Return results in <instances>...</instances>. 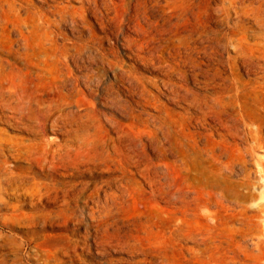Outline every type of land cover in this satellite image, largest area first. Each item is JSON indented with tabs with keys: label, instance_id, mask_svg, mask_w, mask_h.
I'll return each mask as SVG.
<instances>
[{
	"label": "rangeland",
	"instance_id": "374dc122",
	"mask_svg": "<svg viewBox=\"0 0 264 264\" xmlns=\"http://www.w3.org/2000/svg\"><path fill=\"white\" fill-rule=\"evenodd\" d=\"M255 1L246 7L252 15H260L254 19H236L231 13L230 19L222 20V0H111L109 17L125 19L132 28L141 26L153 32L162 29L174 43L194 31L204 30L207 38L215 37L217 32L220 37L232 39L243 34L245 46L250 47L244 50L246 54L259 55L262 60L264 0ZM49 5L52 3L42 0L26 1L33 24L38 27L32 35L46 34V25L39 23L47 19L44 11ZM87 19L95 47L120 64L138 68L127 48L114 40L112 29H101L90 15ZM61 30L67 40H75L77 34L70 28L63 26ZM127 34L136 35L128 30ZM82 35L83 39L88 36L86 32ZM105 35L111 40L96 41ZM2 37L0 33V43L4 41ZM242 46L237 43L236 49L219 48L217 53L226 61L236 57ZM4 59L0 56V60ZM98 64L91 67L104 69L105 78L114 82L106 67ZM2 69L4 84L16 79L17 73ZM138 71L141 76L155 79L148 72ZM219 76V86L203 87L208 79L202 76L196 84L190 82L189 88L203 93L206 87L204 94L211 97L217 93L219 102L230 107V120L222 122L231 124L230 128L220 126L217 119H209L205 127L193 122L169 136L152 134L141 121L146 112L143 106L135 107L142 113L140 120L129 119L95 96L89 97L94 105L86 111L89 130L79 133L77 143L71 144L69 136L45 132V138L59 145L51 146L52 150L63 148L54 160L46 159L48 168L36 164L30 170L27 162L10 159L6 164L8 171L24 172L30 180L31 195L15 197L0 181V203L7 207L1 214L13 213L26 222L5 228L8 241L5 251L0 250V264H16V243L23 242V251L27 252V240L32 236L44 252L62 254L60 260L69 261L73 254V264H116L119 259L131 264L145 258L151 260L150 264H264V71L240 65L231 71L221 69ZM116 90L126 99L121 87L116 86ZM147 90L151 96L155 94L151 88ZM165 99L160 97L164 104ZM167 105L169 120L182 123L184 111ZM191 113L197 115L195 111ZM7 126L0 124L2 134L33 142L25 131ZM169 143L175 149H168ZM184 143H195L196 149L184 148ZM51 164L56 169L49 168ZM208 170L221 173L248 199L209 187L204 175ZM85 233L88 240L78 243ZM95 239L100 246L96 247Z\"/></svg>",
	"mask_w": 264,
	"mask_h": 264
},
{
	"label": "bare ground",
	"instance_id": "6f19581e",
	"mask_svg": "<svg viewBox=\"0 0 264 264\" xmlns=\"http://www.w3.org/2000/svg\"><path fill=\"white\" fill-rule=\"evenodd\" d=\"M26 1L28 0H0V33L3 34L4 39L3 43H0V56L5 57L4 60H0V124L18 127L34 139L33 142L26 143L12 136V138L8 137L9 135L2 134L0 130V181L9 187L8 193L15 197L31 195L30 180L24 172L20 174L9 172L6 167L7 162L10 159L25 161L30 170H33L36 164L43 169L48 168L49 163L46 159L52 157L54 160L63 148L52 150L51 146L59 145L53 139L45 138V132L50 130L55 135L69 136L71 144L77 143L80 138L79 133H87L89 130L86 111L94 105L89 97H99L129 119L140 120L142 113L135 107L143 106L146 112L145 118L141 121L152 134L169 136L172 131L181 130L183 126L190 127L193 122L205 127L206 120L209 119L214 121L217 119L220 126L230 128L231 124L222 123L228 122L231 118L227 113L229 105H222L216 92V96L211 97L204 94L206 87L203 88L202 93L189 88V83L196 84L199 77L205 76L208 81L203 83V87L207 84L219 86L221 69L231 71L240 65L251 69L256 67L259 72L264 71V57L261 60L259 55L252 57L244 51L249 47L245 46L246 35L242 34L240 38L232 39L220 37V32H217L215 37L207 38L202 30L194 31L188 37L180 36L176 39L177 43H174L172 37H165L162 29L153 32L141 26H138V29L132 28L125 19L109 17L111 0H62L68 4L77 3V6L65 5L61 0H42L43 3L50 2L52 5L44 11L47 19L39 23L46 25V34L37 37L32 35V31L38 27L33 24V14L26 6ZM257 1L260 3L261 0ZM254 2L256 1L222 0L219 6L220 11H223L222 20L230 19L231 13L236 19L244 16L252 19L260 17V15H252L246 9ZM88 15L97 21L101 29H112L111 35L114 40L127 48L130 59L138 65V68L120 64L116 59L109 58L107 52L94 46ZM63 26L77 34L75 40L65 38L61 30ZM236 27L239 28L234 26ZM127 30L136 34L135 37L128 35ZM83 32L88 35L86 39H83ZM109 35L97 38L96 41H110ZM116 42L113 45H116ZM237 43L244 45L236 51V57L225 61L218 55L219 48L236 49ZM261 54L264 56V50ZM97 63L106 67L108 73L112 74L114 82L105 78L104 69L91 67ZM2 68L17 73L16 79L4 84L1 81V71L4 70ZM140 69L152 74L155 79L141 76L138 71ZM116 86L121 87L126 93V99L120 97ZM148 88L154 91L153 96L148 94ZM146 97L150 101L145 100ZM160 97L166 98L169 105L184 111L182 123L169 120L166 116L168 105L162 103ZM191 111L197 112V115ZM149 127L152 129L149 130ZM195 145V143H184L182 146L196 149L197 145ZM167 148L175 149V145L169 143ZM62 159L61 157L60 160ZM49 168L54 170L56 166L51 164ZM204 175L206 184L212 189L226 190L237 198L248 199L235 188L236 186L227 183L221 173L208 170ZM248 184H245L246 189L249 188ZM6 208L0 203V250L7 248L8 233L4 231L5 228H12L13 223H26L23 217L18 218L16 214H1ZM88 237L87 233L83 234L82 241L78 243H85ZM35 239V236H32L27 240V252L23 251V242L16 243L18 244L15 248L18 255L15 259L16 264L74 263L73 254H70L71 259L65 262L59 259L62 254L41 250ZM94 241L96 247L100 246L98 239ZM104 253L105 251L102 255ZM127 261L126 264H130ZM124 262L120 259L115 261L116 264H125ZM150 263L151 260L145 258L131 264Z\"/></svg>",
	"mask_w": 264,
	"mask_h": 264
}]
</instances>
